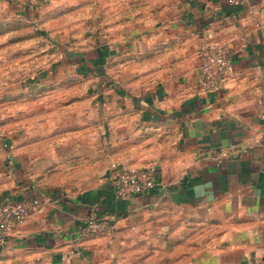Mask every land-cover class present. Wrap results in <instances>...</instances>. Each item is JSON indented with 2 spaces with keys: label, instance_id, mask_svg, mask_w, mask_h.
<instances>
[{
  "label": "crops",
  "instance_id": "obj_1",
  "mask_svg": "<svg viewBox=\"0 0 264 264\" xmlns=\"http://www.w3.org/2000/svg\"><path fill=\"white\" fill-rule=\"evenodd\" d=\"M159 1L144 20L138 6L120 12L113 42L62 49L51 64L95 84L90 96L104 133L100 142L90 140L83 151L74 141H37L32 150L26 133L16 138L0 130V200H39L0 248V264L264 259V0L235 6L226 0ZM6 2L18 15H33L28 0ZM214 43L230 47L232 68L220 90L205 92L199 50ZM109 131L121 133L120 145L129 137L135 146L155 147L137 157L114 153L125 161L155 160L154 188L115 194L103 145ZM78 157L98 163L97 170L58 180L57 165ZM79 177L86 180L77 187L70 178ZM90 214L113 216V229L81 235Z\"/></svg>",
  "mask_w": 264,
  "mask_h": 264
},
{
  "label": "rangeland",
  "instance_id": "obj_2",
  "mask_svg": "<svg viewBox=\"0 0 264 264\" xmlns=\"http://www.w3.org/2000/svg\"><path fill=\"white\" fill-rule=\"evenodd\" d=\"M160 4L159 0H89L76 4L46 0L25 18L17 14L12 3L0 2V130L15 137L19 132L26 133L32 150L37 141H74L83 151L89 142H100L104 133L98 128L100 116L90 96L95 84L68 66L52 68L51 64L57 62L62 49L113 42L119 36L113 33L117 25L120 27V12L124 16L128 8L138 6L139 20H144L147 12L155 13ZM107 135L103 143L108 150L107 164L125 161L114 157V153L128 152L126 155L137 157L155 152L151 144L140 142L135 146L129 137V142L120 145L121 133L109 131ZM71 161L57 165L58 180L66 181L73 174L84 175L98 167V163H87L84 157ZM74 161L81 162L74 165ZM70 180L80 186L86 178Z\"/></svg>",
  "mask_w": 264,
  "mask_h": 264
},
{
  "label": "built area",
  "instance_id": "obj_3",
  "mask_svg": "<svg viewBox=\"0 0 264 264\" xmlns=\"http://www.w3.org/2000/svg\"><path fill=\"white\" fill-rule=\"evenodd\" d=\"M46 0H28L36 7ZM247 0H226L235 6ZM226 44H207L200 50V80L202 91L215 92L222 88L232 68V54ZM109 177L113 182L114 192L119 197H128L150 190L157 183L156 164H137L127 161L112 160L109 163ZM39 207L37 198L0 200V248L5 245L10 235L20 226L29 213ZM114 227L113 216L90 214L80 226L81 235H94L110 232ZM246 264H264V259H254Z\"/></svg>",
  "mask_w": 264,
  "mask_h": 264
}]
</instances>
